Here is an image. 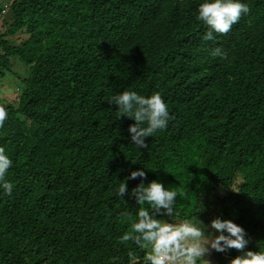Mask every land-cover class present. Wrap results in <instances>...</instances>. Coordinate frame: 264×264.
I'll use <instances>...</instances> for the list:
<instances>
[{
    "label": "trees",
    "instance_id": "obj_1",
    "mask_svg": "<svg viewBox=\"0 0 264 264\" xmlns=\"http://www.w3.org/2000/svg\"><path fill=\"white\" fill-rule=\"evenodd\" d=\"M201 2L10 0L0 77L16 96L0 98V147L14 189L0 195V264H144L148 249L121 241L137 207L116 194L142 167L180 193L174 218L223 213L264 251V0H244L249 14L211 41ZM125 90L169 106L146 149L110 103Z\"/></svg>",
    "mask_w": 264,
    "mask_h": 264
},
{
    "label": "clouds",
    "instance_id": "obj_2",
    "mask_svg": "<svg viewBox=\"0 0 264 264\" xmlns=\"http://www.w3.org/2000/svg\"><path fill=\"white\" fill-rule=\"evenodd\" d=\"M6 1L9 5L4 3L2 10L5 5L8 10L0 23L9 12L10 0ZM249 12L244 0H202L196 8L195 19L206 27L202 39L211 41L217 35L229 33ZM215 55L222 53L217 49ZM110 103L119 110V118L135 121L129 125L128 132L131 144L138 150L148 148L146 138L166 130L172 119L169 106L159 92L144 96L125 90L114 95ZM7 116V110L0 107V128ZM12 166V159L0 147V195L10 196L13 192L14 184L6 179ZM129 180L139 182L129 190ZM116 194L121 198L128 197L137 207L132 232H125L121 241H132L139 248L148 249L144 264H200L201 260L212 264L213 253L223 254L227 258L226 264H264V251L250 247L252 237L235 218H225L220 213L207 223L199 217L196 221L191 218L174 220L180 193L166 187L162 180H148L144 167L130 171Z\"/></svg>",
    "mask_w": 264,
    "mask_h": 264
},
{
    "label": "rangeland",
    "instance_id": "obj_3",
    "mask_svg": "<svg viewBox=\"0 0 264 264\" xmlns=\"http://www.w3.org/2000/svg\"><path fill=\"white\" fill-rule=\"evenodd\" d=\"M4 3H7L9 5V2L6 1V0H0V8L3 7ZM7 9V8H6ZM4 22V21H3ZM1 22L0 23V31L4 32L6 30V25L5 23ZM19 69L21 70L22 73H24V67L22 66H19ZM16 80L15 78H11L10 75H6V76H3V77H0V98H5L7 100H12L15 98V96L12 94V93H9L7 91H12L13 89L16 88ZM21 86V85H20ZM19 90H16V93L18 92ZM209 201L211 202V208H215V202H216V199L214 196H211ZM205 216V214H204ZM215 215L214 214H210V215H207L206 217H203L200 215V216H197L195 217L193 220L196 221L198 220V217L203 220L205 223H207L211 218H213ZM174 220L178 221L179 219H176V218H173ZM210 259L212 260V264H215L214 262V259L212 258V256L210 257ZM200 264H206V261L204 260H201L200 261Z\"/></svg>",
    "mask_w": 264,
    "mask_h": 264
},
{
    "label": "built area",
    "instance_id": "obj_4",
    "mask_svg": "<svg viewBox=\"0 0 264 264\" xmlns=\"http://www.w3.org/2000/svg\"><path fill=\"white\" fill-rule=\"evenodd\" d=\"M6 8H7V9H6ZM7 10H8V6L5 5V7L3 8L2 12L0 13V19H1V17L7 12Z\"/></svg>",
    "mask_w": 264,
    "mask_h": 264
}]
</instances>
